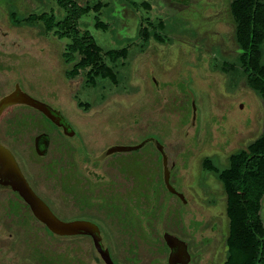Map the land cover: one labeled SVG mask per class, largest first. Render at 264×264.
Masks as SVG:
<instances>
[{
  "label": "rangeland",
  "instance_id": "1",
  "mask_svg": "<svg viewBox=\"0 0 264 264\" xmlns=\"http://www.w3.org/2000/svg\"><path fill=\"white\" fill-rule=\"evenodd\" d=\"M101 1L109 5L99 14L83 15L79 28L88 30L104 51L127 47L129 56L118 68L119 85L94 90L85 88L82 78H66L62 53L67 40L20 22L33 12L60 18L64 11L56 0H0V96L16 84L59 111L73 132L64 137L40 112L14 105L5 113L10 117L0 122L5 128L0 126V139L60 219L99 226L115 264H169L165 234L187 244V264H224L227 196L217 176L204 170L203 160L227 166L231 154L264 130L263 101L244 81L217 68L222 60L235 61L240 51L232 0ZM132 1H146L151 9H135ZM11 11L17 12V22ZM97 18L109 28L97 29ZM146 18L154 26L164 22L163 34L170 39L151 37L141 46L140 21ZM77 96L89 103L88 110L77 106ZM15 108L23 112L17 118ZM42 130L54 137L52 155L62 156L61 149L72 147L70 158L78 164L58 176L59 185L41 171L33 149L36 132ZM148 139L137 150L106 155L112 147ZM155 140L168 156L172 186L185 199L168 189ZM87 154L89 162L83 161ZM83 174L89 178L87 187L80 181ZM244 199L250 210L257 204L252 195ZM259 215L264 227V200ZM0 264L106 263L90 236L49 233L22 198L1 186Z\"/></svg>",
  "mask_w": 264,
  "mask_h": 264
},
{
  "label": "trees",
  "instance_id": "2",
  "mask_svg": "<svg viewBox=\"0 0 264 264\" xmlns=\"http://www.w3.org/2000/svg\"><path fill=\"white\" fill-rule=\"evenodd\" d=\"M56 2L60 9L64 11L60 18H56L53 14L46 12L40 14L33 12L27 14L20 22L30 26H43L42 30H40L42 33L60 40H67L62 53L63 61L67 66L65 71L67 79L82 78L84 81L83 86L85 88L91 87L94 90L109 83L111 85H119L121 75L118 68L126 64L129 49L124 47L104 51L94 36L88 30H81L78 23L83 15L91 11L99 14L109 3L103 4L101 0H84V3L78 0H56ZM131 4L135 9H151L150 3L146 1L141 3L132 1ZM231 14L235 23L234 39L240 51L236 55L235 61L222 60L218 63L217 68L219 71L230 75V79L234 78L237 82L244 81L264 103V0H232ZM16 17L17 12L11 11V19L13 18L15 21ZM97 20L95 24L97 29L107 30L109 28L106 22L99 18ZM140 26L138 39L141 42V46L146 45L151 37L156 38L160 42L170 39L163 34L165 25L162 21L154 26L153 22L146 18L140 21ZM14 88H16V84ZM4 96L6 94L0 96V100ZM11 106H8L3 111L0 122L3 118L10 117L5 113ZM77 106L80 109L88 110L89 103L82 102L77 96ZM11 110L15 112L14 118H17L18 115L21 116L23 113L22 110L16 108ZM35 110L40 112L37 109ZM40 113L47 123L58 130L60 135L70 137L42 112ZM2 129L4 130L5 128L2 127ZM43 132H48L50 144L47 153L40 155L35 148V138ZM36 133L33 149L38 154L39 167L54 185H59V175L66 173L68 170L77 169V162L70 158V156L73 158L71 153L73 149L72 147L61 149L62 156L59 154L52 155L53 135L46 130ZM2 141L0 139L1 143ZM152 142L155 144L154 141ZM15 143H17V140H14L12 145ZM2 144L10 149L4 142ZM155 146L157 145L155 144ZM158 152L161 162L163 155L159 148ZM29 161L32 162L31 160ZM83 161L89 162L88 154ZM203 168L205 171L217 176L222 182L227 196L226 211L229 219V236L226 241L227 259L224 264H261L264 254V227L259 211L264 200V130L246 147L231 154L227 166L221 167L212 158H205L203 160ZM80 181L86 187L89 185V178L85 175L81 177ZM165 188L167 189L166 186ZM8 189L11 188L8 187ZM34 191L36 192L37 190L34 189ZM15 193L22 198L17 192ZM36 193L38 194L39 192ZM245 194L252 195L257 200V204L251 210L246 205ZM38 195L40 196L41 194ZM40 197L53 211L52 201L43 195ZM251 212L255 215L254 219H252ZM45 227L49 233L54 234L46 225ZM162 240L169 251L166 241L163 238Z\"/></svg>",
  "mask_w": 264,
  "mask_h": 264
},
{
  "label": "water",
  "instance_id": "3",
  "mask_svg": "<svg viewBox=\"0 0 264 264\" xmlns=\"http://www.w3.org/2000/svg\"><path fill=\"white\" fill-rule=\"evenodd\" d=\"M25 104L42 112L48 119L58 126H62L67 135L73 134L71 127L66 124L64 117L59 111L54 110L46 103L34 99L28 93L24 92L18 85L16 89L4 96L0 100V116L3 111L11 105ZM71 131V132H70ZM151 140H146L136 146H116L107 150L106 155L114 152H126L137 150ZM36 150L40 155L47 153L50 136L41 134L35 139ZM163 155L164 178L168 189L182 199L184 195L177 191L170 182V168L168 167V156L164 147L158 141H154ZM0 186L10 187L17 192L22 199L29 205L35 217L44 223L53 233L61 236H73L77 234H86L92 237L94 246L100 257L106 264H115L110 251L102 243L99 227L85 220L64 221L60 219L49 207V205L34 191L25 177L18 161L10 149L0 142ZM164 240L170 249L169 264H187L190 260L187 244L172 234H165Z\"/></svg>",
  "mask_w": 264,
  "mask_h": 264
},
{
  "label": "flooded vegetation",
  "instance_id": "4",
  "mask_svg": "<svg viewBox=\"0 0 264 264\" xmlns=\"http://www.w3.org/2000/svg\"><path fill=\"white\" fill-rule=\"evenodd\" d=\"M19 87H20V86H19ZM20 88H21V87H20ZM15 89H16V88H14V90H15ZM14 90H13V91H14ZM13 91H12V92H13ZM12 92H11V93H12ZM65 121H66V120H65ZM66 124L69 125L67 121H66ZM57 126H58V125H57ZM69 126H70V125H69ZM58 127H59L62 131H64V128H63L62 126H58ZM71 130H72V129H71ZM64 132H65V131H64ZM70 132H71V131H70ZM45 133L48 134L47 132H44V133H41V134H45ZM41 134H40V135H41ZM38 136H39V135H38ZM38 136H37V137H38ZM37 137H36V138H37ZM36 138H35V139H36ZM35 148H36V145H35ZM92 223H93V222H92ZM94 224H95V223H94ZM96 225H97V224H96ZM97 226H98V225H97ZM98 227H99V226H98ZM99 229H100V228H99ZM100 232H101V231H100ZM88 236H89V235H88ZM90 237H91V236H90ZM91 238H92V237H91ZM101 238H102V237H101ZM92 240H93V239H92ZM103 246H104V245H103ZM104 247H105V246H104ZM105 248H106V247H105ZM169 254H170V250H169Z\"/></svg>",
  "mask_w": 264,
  "mask_h": 264
}]
</instances>
